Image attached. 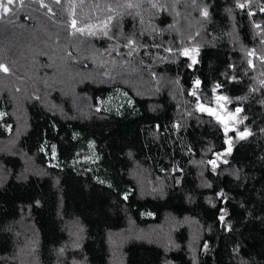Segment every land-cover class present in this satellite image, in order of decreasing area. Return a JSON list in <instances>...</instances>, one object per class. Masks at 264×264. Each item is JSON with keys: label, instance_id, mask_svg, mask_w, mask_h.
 Returning <instances> with one entry per match:
<instances>
[{"label": "trees", "instance_id": "obj_1", "mask_svg": "<svg viewBox=\"0 0 264 264\" xmlns=\"http://www.w3.org/2000/svg\"><path fill=\"white\" fill-rule=\"evenodd\" d=\"M127 2L0 18V264H264V0Z\"/></svg>", "mask_w": 264, "mask_h": 264}, {"label": "snow or ice", "instance_id": "obj_2", "mask_svg": "<svg viewBox=\"0 0 264 264\" xmlns=\"http://www.w3.org/2000/svg\"><path fill=\"white\" fill-rule=\"evenodd\" d=\"M17 2V0H0V18H3L4 16H6L7 14L11 13L13 11L12 9V5H14L15 3ZM57 3H59V0H56ZM20 3H23V0H20ZM81 4H83V0H81ZM127 8H133V7H139L138 4H135V3H132L131 0H128V2L126 3L125 5ZM153 7H156L155 4L152 5ZM240 8H244L246 5L245 4H239L238 5ZM94 7H99V4H96L94 5ZM107 10L109 12L111 11H114V9L111 7V5H107ZM262 11H264V9H261ZM203 14L205 16L208 15V12H207V9H204V12ZM113 19L112 16H108L105 20H103L99 25H96V24H85L83 27H77V20L76 19H73L71 21V26L72 28L75 30V32H80V33H86L88 35H95L96 32L95 30L97 28H102L103 29V34L104 35H107L108 34V26H109V23L111 22V20ZM256 27H260V25H256ZM195 51V50H193ZM184 55H189V51L188 50H185L184 51ZM193 62L195 63V59L193 58ZM0 71H3L5 73L9 72L10 69L8 68L7 65L3 64V63H0ZM200 83V81H196L195 84L198 86ZM219 87V86H217ZM193 95H196V92L193 91L192 93ZM217 102L219 101H226L227 100V97H217ZM199 108L201 111H207L209 112L210 114L216 116L217 120L221 121L222 123H224V130L225 132H227L229 130L228 128V122L225 121L221 116H219L216 112L213 111V109L211 108H206L204 107L203 105H199ZM241 111V109H236V112H239ZM230 119H234V116H231ZM252 133L250 131H245V132H241L239 133V139H244L246 136H249L251 135ZM228 149H227V153L230 154L231 151H232V141H231V138L228 140ZM218 157L220 155H223V154H217ZM209 163H211L213 165V167H215V161H209ZM224 163H227V161L225 160ZM221 219H223V217H221Z\"/></svg>", "mask_w": 264, "mask_h": 264}, {"label": "rangeland", "instance_id": "obj_3", "mask_svg": "<svg viewBox=\"0 0 264 264\" xmlns=\"http://www.w3.org/2000/svg\"><path fill=\"white\" fill-rule=\"evenodd\" d=\"M263 57H264V55H263ZM24 84H26V83H24ZM148 174L149 173H147L146 170H141L140 168L137 167V175H136V177L138 179L137 183L140 184L139 195L142 196V194H144V195H150L151 194V195H155L157 197H161L160 193H159V190L161 189V185H160L159 181L156 182L155 185H153L150 181L143 182L142 184H144V185L141 184V182L144 181V179L147 177ZM174 226H175V221L174 220L172 221L171 219H169V220H164L163 224H161V225L159 224L158 226L150 227L149 229H146L143 232L140 231L138 233H140L142 235L143 240H144V238H146L147 240L151 239L152 242H155L158 245L160 244V240L163 238L164 240L162 241L161 247H163L164 250H166V248L171 245L168 233L171 234V230H173L172 228ZM17 232L19 235L21 233L22 239L24 238L27 241H30L31 236L28 233H25V230L22 227H19V225L17 227ZM26 237H29V239H27ZM193 240H192V236L189 235L188 245H187V250L189 252H190L191 245L195 244V242H193ZM35 262H36V260H34V264H36Z\"/></svg>", "mask_w": 264, "mask_h": 264}]
</instances>
